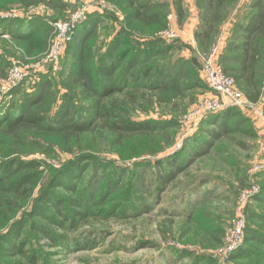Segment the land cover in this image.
I'll use <instances>...</instances> for the list:
<instances>
[{
	"label": "rangeland",
	"instance_id": "rangeland-1",
	"mask_svg": "<svg viewBox=\"0 0 264 264\" xmlns=\"http://www.w3.org/2000/svg\"><path fill=\"white\" fill-rule=\"evenodd\" d=\"M255 1L226 5L202 44L200 0H0V115L37 94L46 118L0 133V165L40 174L0 207V264H264V57L252 103L233 48ZM82 41L95 92L70 76ZM68 105L87 132L54 130Z\"/></svg>",
	"mask_w": 264,
	"mask_h": 264
},
{
	"label": "trees",
	"instance_id": "trees-1",
	"mask_svg": "<svg viewBox=\"0 0 264 264\" xmlns=\"http://www.w3.org/2000/svg\"><path fill=\"white\" fill-rule=\"evenodd\" d=\"M203 3V6L200 9H204L202 11L201 16V24L198 26V32H196V39L200 43H207L209 41L211 34L213 33L214 26H216L220 20V11L226 5H232L236 3V0H200ZM246 22L242 23L238 26L240 44L238 46L233 47L240 53V64L241 68L237 71L238 77L245 81L247 86V91H245L246 96L252 103H256L258 100V92L256 90V80H254L256 75V68L258 61L264 57V0H256L253 6L251 7V12L247 14ZM136 21H141L144 19V16L139 15L138 12L134 15ZM147 21V19H144ZM37 33V28L35 30L31 29V35ZM86 37L89 38L90 32H85ZM26 37V36H25ZM20 37L23 40H27V37ZM85 41H82L78 44V46L72 50V62L70 68L73 70V73L70 75L72 77V82L76 85L80 84L89 92H95V87H97L100 80L95 82L91 74L93 72L90 71V62L92 60L91 52H89L88 47H85L84 52L81 51L80 46ZM90 68V69H89ZM118 68L112 69H104L106 74L107 82L111 81L112 73ZM91 77V78H90ZM91 80V81H90ZM103 80V79H102ZM109 82V84H110ZM105 90L100 94L101 98L109 96L115 90H112V86H105ZM43 102L41 95L26 97L20 103V110L17 116L14 118H10L11 114H2L0 115V133L3 135L14 137L18 136L17 134L25 133L31 130H40L42 129L46 122L45 112H43ZM67 108H63L59 111L60 116H62V120L60 121L61 126L54 129L57 131V134L65 135L66 137H74L80 135V133L87 132L86 125L83 127H79V125H71L69 118L67 115ZM64 111V112H63ZM61 112L63 114L61 115ZM69 119V120H68ZM123 124V123H122ZM215 124V123H213ZM215 127V125H213ZM227 127L226 123H222L218 126V128ZM112 128L116 130L122 129L121 126L115 124L112 125ZM52 128H47L46 131H50ZM124 132H133L136 131L137 128L129 124L123 127ZM219 131V130H218ZM218 131L214 129L206 130V133L212 137V139H216V135H218ZM232 131V130H230ZM198 152V151H197ZM7 160V159H6ZM13 162L11 165H0V199H2L3 203L0 207L5 205H11L7 200V194H16L19 191L25 192L23 188L28 187L32 184L33 179H37L40 174H37L33 163L24 164L21 163L19 159H10ZM13 167V168H12ZM174 176V174H172ZM173 176H169V179H173ZM48 181V180H47ZM50 187L49 190L53 189L57 183L54 182V178L49 182ZM29 192V191H28ZM50 195L49 191H46L44 197L48 198ZM75 205V202H72ZM60 211L58 214H62L63 209L58 207ZM61 225V224H58ZM9 244L13 242V239L8 238L6 240ZM33 263L34 261H30Z\"/></svg>",
	"mask_w": 264,
	"mask_h": 264
},
{
	"label": "built area",
	"instance_id": "built-area-1",
	"mask_svg": "<svg viewBox=\"0 0 264 264\" xmlns=\"http://www.w3.org/2000/svg\"><path fill=\"white\" fill-rule=\"evenodd\" d=\"M66 26L67 25H64L63 28H65ZM216 81H218V83H223L224 84V81H222V78L220 76L217 77ZM225 95H227L228 97L232 98L236 102H239V101L243 100L242 97H240L238 94H233L229 89L225 90Z\"/></svg>",
	"mask_w": 264,
	"mask_h": 264
}]
</instances>
